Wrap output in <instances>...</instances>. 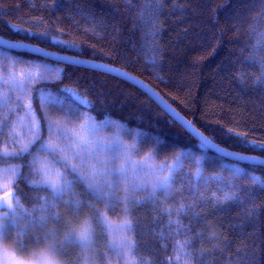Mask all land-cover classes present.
Segmentation results:
<instances>
[{
    "label": "snow or ice",
    "instance_id": "6c2138e0",
    "mask_svg": "<svg viewBox=\"0 0 264 264\" xmlns=\"http://www.w3.org/2000/svg\"><path fill=\"white\" fill-rule=\"evenodd\" d=\"M171 3L172 11L183 16L187 5L177 0ZM43 7L55 14L64 5L62 0H51L50 6ZM164 7L165 0H142L140 23L133 24L142 30L139 47L152 74L162 68L157 36ZM257 7L247 30L253 42L239 49L236 60L240 67L231 73L245 94L264 93V0H258ZM23 24L29 22L21 18V23L9 22L8 27L32 37H51L66 48L77 46L58 37L55 33L60 29L53 30L43 17L35 25L40 30ZM112 27L117 39L119 28ZM31 53L41 55L33 59ZM49 56L58 54L23 40L0 38V264H156L142 253L148 246L143 240L146 224L135 214L146 204L154 213L153 223L167 218L155 233L161 241H172L173 256L167 257L165 264H217V260L234 264L228 255L232 242L216 231L206 213L209 206L219 211L234 204L241 207L243 222L254 220L258 207L249 202L255 199V188L264 192V171L256 175L239 165L247 162L264 169V156L245 155L214 142L191 120L180 117L142 79L108 64L97 65L126 76L196 132V151L173 143L166 146L171 149L170 156L158 162L163 145L159 136L128 127L111 118L106 108L105 118L98 119L96 104L104 108L105 102L86 90L81 95L79 85L63 83L64 69L53 68ZM60 58L70 64L95 63L80 61L77 56ZM245 65L251 71H246ZM155 79L167 84L159 75ZM105 131L111 134L105 136ZM227 134L233 143L264 153V140L249 139L247 131L228 127ZM146 141L151 146L141 155ZM186 167L188 171H184ZM178 176L182 177L179 181ZM239 180L245 183H237ZM21 182L31 190V197L19 189ZM248 183L255 188L247 187ZM185 187L190 202H186ZM208 187L214 191H200ZM118 207L121 211L117 214ZM190 212L203 230L194 231L191 224L184 223L182 217ZM235 227L240 228V239L245 242L243 248H237L236 260L243 253V264H264V258L256 254L264 249L255 241L246 243L254 233H245L242 223ZM206 242L211 246L206 248ZM161 247L168 246L162 243Z\"/></svg>",
    "mask_w": 264,
    "mask_h": 264
},
{
    "label": "trees",
    "instance_id": "16d2710c",
    "mask_svg": "<svg viewBox=\"0 0 264 264\" xmlns=\"http://www.w3.org/2000/svg\"><path fill=\"white\" fill-rule=\"evenodd\" d=\"M50 2L51 0H0V36L4 39L23 40L46 48L47 51L77 56L128 71L160 93L179 114L186 120H191L194 127L203 131L209 139L227 146L229 150L244 151L245 155L264 156L259 148L251 149L250 145L233 143L227 134V128L232 127L247 131L251 140H264V93H242L231 75L240 67L236 60L239 49L253 42L247 30L259 10L258 0H177L178 3L187 5L183 9V16L179 11H172L171 0H165L163 13L158 19L161 31L157 36L162 52L158 59L162 68L155 74L150 71L151 65L145 64L140 51L142 30L139 27L133 28L134 23H140L138 10L142 6V0H62L64 7L55 14L43 7L45 4L50 6ZM40 17L53 30L60 29L59 33H55L58 37L70 43L75 42L77 46L66 48L52 42L51 37H32L26 32L17 33L8 27L9 22L21 23V18L32 22L39 21ZM113 25L119 28L117 39L113 38ZM22 27L26 25L23 24ZM49 63L53 68L64 69L62 75H66L63 83L70 87L79 85L81 95L86 90L91 96L105 102L104 108L100 103L96 104L94 114L98 119L105 118L106 108L111 118L119 119L128 127L146 131L150 136H159L163 145L158 162H163L165 156H170L171 149L166 146L173 143L183 146L185 150L196 151L194 145L197 142L144 93L130 84L91 69ZM245 70L251 71L247 65ZM155 75L162 77L167 84L160 83ZM150 146L151 142L146 141L141 155ZM239 166L254 171L256 175L264 171L245 163ZM184 171H188V168ZM181 179V176L177 177L178 181ZM237 183L243 184L245 181L239 180ZM246 186L255 188L250 183ZM19 189L31 197L32 192L26 183L21 182ZM200 191L207 194L214 189L208 187L201 188ZM255 191V199L249 203L258 207V215L251 222L241 220L242 209L234 204L219 211L209 206L206 213L211 223L216 225V231L228 236L232 242L228 255L233 257L234 264H243V253L240 254V260H236V255L237 248H243L245 243L240 239V228L235 227L237 223L243 224L245 233H254L247 237V244L251 245L255 241L260 249H264V192L258 188ZM184 196L188 198L186 202L191 201L187 187ZM195 210L200 209L197 207ZM120 211L118 207L116 213ZM135 214L146 224L143 240L147 241L148 246L143 247V255L152 258L156 264H165L166 258L173 256L172 241H161L155 233L166 224L167 218L161 217L153 223L151 217L154 213L150 204L136 209ZM182 219L186 225L191 224L194 231L203 230L200 222L192 219L191 212ZM103 242L104 238H101V243ZM162 243L167 244V249L161 247ZM210 246L205 243L206 248ZM248 254L252 255L251 249H248ZM256 254L264 258V251ZM217 264H223V261L217 260Z\"/></svg>",
    "mask_w": 264,
    "mask_h": 264
},
{
    "label": "water",
    "instance_id": "95a60500",
    "mask_svg": "<svg viewBox=\"0 0 264 264\" xmlns=\"http://www.w3.org/2000/svg\"><path fill=\"white\" fill-rule=\"evenodd\" d=\"M0 38H2L0 36ZM4 39V38H3ZM49 53H55V52H51V51H48ZM58 56H49L48 57V61L49 62H52V63H55V64H58V65H63V66H74V67H81V68H86V69H91L93 71H97V72H100V73H104V74H107V75H110V76H113V77H116L128 84H130L131 86L135 87L136 89H138L139 91H141L142 93H144L148 98H149V95L146 94L145 90L140 88L138 85H135L133 81L129 80L126 76H123V75H118L117 72H113V71H109L108 68H101V67H98L97 65L99 64H103V63H98V62H95V63H77V64H70L68 61H65L63 60L62 58L60 57H63V56H68V55H64V54H60V53H57ZM30 55H33L35 57H39L41 54L40 53H31ZM80 61H88V60H84V59H80L78 58ZM111 67V66H110ZM120 70V69H119ZM121 72H124V70H120ZM146 84V83H145ZM147 85V84H146ZM150 99V98H149ZM165 115H167L173 122H175L180 128H182L191 138H193L197 143H199V137L196 135V132H194L192 130V128H189L187 125H184L182 123V121L175 115H173L172 113H170L166 108H164V106L162 104H160L159 101H157L155 99V97H152L150 99ZM177 112V111H176ZM180 117H183L181 114H179ZM184 120H186L184 117H183ZM249 164L247 162H240V164ZM250 165V164H249Z\"/></svg>",
    "mask_w": 264,
    "mask_h": 264
},
{
    "label": "rangeland",
    "instance_id": "374dc122",
    "mask_svg": "<svg viewBox=\"0 0 264 264\" xmlns=\"http://www.w3.org/2000/svg\"><path fill=\"white\" fill-rule=\"evenodd\" d=\"M29 24H31V25L34 27V29H35V25L38 24V21H32V22H29ZM29 24H25L26 27H28ZM35 30H39V29H35ZM110 134H111V133H110L109 131H105V132L103 133V135H105V136L110 135Z\"/></svg>",
    "mask_w": 264,
    "mask_h": 264
}]
</instances>
